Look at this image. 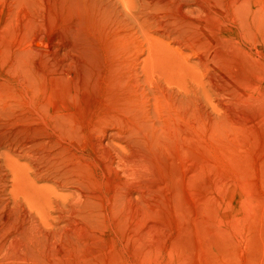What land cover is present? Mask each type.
Segmentation results:
<instances>
[{"label": "rangeland", "instance_id": "1", "mask_svg": "<svg viewBox=\"0 0 264 264\" xmlns=\"http://www.w3.org/2000/svg\"><path fill=\"white\" fill-rule=\"evenodd\" d=\"M0 264H264V0H0Z\"/></svg>", "mask_w": 264, "mask_h": 264}, {"label": "bare ground", "instance_id": "2", "mask_svg": "<svg viewBox=\"0 0 264 264\" xmlns=\"http://www.w3.org/2000/svg\"><path fill=\"white\" fill-rule=\"evenodd\" d=\"M34 46H35V48L40 47V42L38 40H35L34 41Z\"/></svg>", "mask_w": 264, "mask_h": 264}]
</instances>
